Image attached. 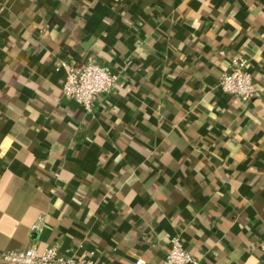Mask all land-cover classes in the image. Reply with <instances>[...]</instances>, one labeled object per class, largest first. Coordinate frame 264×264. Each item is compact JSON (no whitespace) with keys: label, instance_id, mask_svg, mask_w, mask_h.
I'll list each match as a JSON object with an SVG mask.
<instances>
[{"label":"crops","instance_id":"0c3cea01","mask_svg":"<svg viewBox=\"0 0 264 264\" xmlns=\"http://www.w3.org/2000/svg\"><path fill=\"white\" fill-rule=\"evenodd\" d=\"M244 55L260 94L218 86ZM118 75L91 111L66 69ZM264 264V0H0V251ZM6 264V263H0Z\"/></svg>","mask_w":264,"mask_h":264},{"label":"built area","instance_id":"2783aa9c","mask_svg":"<svg viewBox=\"0 0 264 264\" xmlns=\"http://www.w3.org/2000/svg\"><path fill=\"white\" fill-rule=\"evenodd\" d=\"M66 69L62 85L64 97L76 100L85 110L91 111L100 95L114 91L118 84V75L96 58L88 57L79 64L60 60L56 65ZM220 89L247 102L260 94V88L249 70V59L244 55L231 58L230 67L221 73L218 81ZM264 251V242L262 244ZM199 257L187 251L179 235L170 239L169 252L165 264H199ZM0 263L6 264H98L94 257H75L61 253L58 244L40 248L37 244L23 249L0 251ZM136 264H145L138 259Z\"/></svg>","mask_w":264,"mask_h":264}]
</instances>
